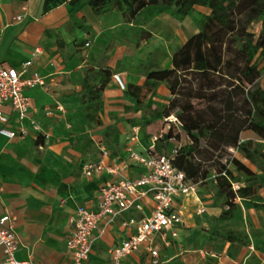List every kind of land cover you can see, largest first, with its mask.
Instances as JSON below:
<instances>
[{
    "label": "crops",
    "instance_id": "1",
    "mask_svg": "<svg viewBox=\"0 0 264 264\" xmlns=\"http://www.w3.org/2000/svg\"><path fill=\"white\" fill-rule=\"evenodd\" d=\"M44 5L45 0H0V62L20 67L39 48L28 75L37 72L46 81L44 86L25 89L32 108L29 116L22 121L11 106H3L9 117L8 126L15 130L23 127L27 133L12 139L0 134V216L9 214L13 218L22 242L17 252L19 259L31 256L40 264H72V257L66 250L70 216L79 205L97 209L100 187L106 180L139 176L143 172L142 167L130 164L124 168L121 165L128 156V147L131 145L141 152L146 150L153 145L154 135L162 128L159 120L151 121L152 135L145 144L142 124H138L139 141L131 142L130 134L126 145L118 147L120 134L115 133L112 140L105 134L107 128L116 127L114 123L108 125L107 122L111 121L108 116H103L101 122L92 128L87 125V115L80 109V93L87 71L108 66L113 73L121 72L128 79L130 77L129 72L120 69L125 59V48L108 46L112 38L111 30L125 24L121 10L96 14L88 0H66L47 11ZM165 9L164 5H150L143 16L158 23L161 19L181 23L166 11L161 12ZM204 12L209 10L205 8ZM18 14L23 19L14 21ZM197 31L198 28L194 33ZM88 38L101 46L93 45L87 56V51L83 50V46H78V42ZM145 80L146 71L143 82ZM113 83L110 82L104 92L102 114L109 105L115 113V97L128 89V84L126 90H122L115 81ZM134 88L137 87L134 85ZM32 121L39 125V130L34 128ZM82 134H88L91 139L85 151L76 148ZM158 143H161L160 139L155 143L156 152H164L158 150ZM101 146L107 148V155H103ZM101 159L110 166L120 165V173L111 174L104 170L91 177L84 175L83 165L86 162ZM201 197L205 212H194L196 203L192 204L189 210L193 214L187 215L186 226L180 229L179 236L170 237L168 246L159 240L160 257L157 264H170L171 259L161 262V258L177 244L182 246L180 238H188L192 228L199 226L206 231L211 230L208 212L211 210L216 215L218 212L210 205L212 200L203 193ZM143 203V212L130 210L125 217L140 218L143 214H149L152 200L144 198ZM127 235L128 232L118 223L111 224L107 219H102L93 231V249L84 264H109V248L120 243ZM177 256L180 257L171 264H189L186 255L178 253ZM3 260L4 254L0 249V263ZM124 264L153 262L152 257L141 249L125 258Z\"/></svg>",
    "mask_w": 264,
    "mask_h": 264
},
{
    "label": "trees",
    "instance_id": "2",
    "mask_svg": "<svg viewBox=\"0 0 264 264\" xmlns=\"http://www.w3.org/2000/svg\"><path fill=\"white\" fill-rule=\"evenodd\" d=\"M64 1L45 0V10ZM88 4L96 14L119 9L132 17L145 14L150 5H164L167 13L178 19L188 16L196 6L209 10L195 19L198 31L174 52L170 68L147 67L146 82L165 83L172 99L168 105L154 108L150 119L145 116L143 122L148 128L151 121L172 115L180 122L177 131L170 125L160 142L166 141L167 146L172 140L180 142L175 145L174 165L184 171L188 181L198 185L200 193L208 181L216 183V196L224 204L211 228L218 234L215 221L235 217L239 209L236 200L256 202L255 189L264 187V176L251 166L264 160V71L259 67L264 57V22L257 37L248 31L250 24L264 19V0H88ZM236 40L240 45L233 47ZM112 75L110 68L87 71L81 96L98 98ZM91 78L99 79L100 87L91 85ZM133 103L138 109L139 100L134 98ZM94 109L98 110V103ZM87 117L95 118L90 112ZM245 131L253 132L260 141L243 138ZM90 143L89 135L82 134L76 148L85 151ZM230 148L249 163L235 156L222 162ZM211 160L214 164L209 169L205 164ZM235 171L244 175L243 180ZM234 182L239 183L237 187ZM222 236L229 242L237 239L233 231H225Z\"/></svg>",
    "mask_w": 264,
    "mask_h": 264
},
{
    "label": "built area",
    "instance_id": "3",
    "mask_svg": "<svg viewBox=\"0 0 264 264\" xmlns=\"http://www.w3.org/2000/svg\"><path fill=\"white\" fill-rule=\"evenodd\" d=\"M22 19L21 14L14 17V21ZM89 44L86 42L85 46ZM39 50L37 48L33 57L22 63L20 67L7 66L0 62V134L10 139L18 135L23 136L27 131L23 127L15 130L8 126L9 117L4 112L3 106H11L17 113L18 119L22 121L29 116L32 108L25 89L46 84L44 77L37 72L28 75ZM112 77L120 89L126 90L127 83L123 73H113ZM32 124L35 129H40L35 121H32ZM139 133L140 126H134L130 141L138 142ZM163 134L164 130L161 129L154 135L153 145L142 152L131 145L128 147V156L123 159L121 165L124 168L130 164L142 167L143 172L139 176L106 180L100 187L98 208L79 205L76 212L70 216L66 250L72 257V264H84L90 258L94 243L93 231L102 219H107L111 224L118 223L128 232L125 239L109 248V264H124L125 258L141 249L152 257L153 264H157L160 257L159 240L168 246L171 242L170 237L179 236L180 229L186 226L187 215L193 214V211L189 210L192 204L196 203L194 212L198 214L205 212L206 208L198 185L188 181L184 171L174 165L178 147L175 146L168 153L156 152L155 143ZM230 150L235 151L233 148ZM101 151L103 155L108 154L105 146H101ZM120 169V165L110 166L102 159L89 161L83 165V173L88 177L102 173L104 170L111 174H119ZM144 198L152 200L149 214H143L140 218L125 217V213L130 210L143 212ZM21 245L11 215L0 216V249L4 254V260L0 264H40L31 256L27 259H19L17 252Z\"/></svg>",
    "mask_w": 264,
    "mask_h": 264
},
{
    "label": "rangeland",
    "instance_id": "4",
    "mask_svg": "<svg viewBox=\"0 0 264 264\" xmlns=\"http://www.w3.org/2000/svg\"><path fill=\"white\" fill-rule=\"evenodd\" d=\"M163 11H166V9L161 12ZM204 11L205 8L203 7H195L188 16L179 19L181 23H175L169 19H161L158 23L144 17L143 14L132 17L128 12L121 11L125 24L111 30L112 38L108 46L125 48V59L120 69L130 73L129 79L126 74H123L128 89L115 97L117 105L115 113L111 111L112 108L109 105L106 111L103 110L104 113L102 114L104 92L110 82L114 84L112 76L108 79L105 88L99 91L98 98L90 99L88 95L81 96L80 109L84 111V114L87 115L90 112L95 117L94 120L87 117V125L93 128L101 122L102 118L108 116L111 120L107 122L108 125L114 123L116 127L115 129L109 127L105 131L111 140L115 133H119L121 138L117 142L118 147H123L128 141V136L133 132V127L142 124L141 129L145 134V144H148V137L152 135V130L150 126L148 128L144 126L143 118L146 116L147 119H150L154 108L168 105L172 99V94L163 82L148 83L146 80L143 82L146 68H170L174 52L197 30L195 19H199ZM263 22L264 19L253 22L248 26V31L254 33L257 37L262 30ZM89 39L78 42V46H83V50L87 51L86 54L92 50L93 45L95 47L101 46L98 42ZM85 41L90 44L85 46ZM232 42L233 47L240 45L238 40ZM259 67L264 71V57L259 60ZM105 68L110 67L106 66ZM100 69L93 70L98 72ZM261 82L263 84L262 79ZM140 83L143 84L140 85ZM90 84H96L98 87L101 85L100 80L97 78H91ZM134 85L137 88L133 89ZM133 98L139 100L138 109L134 106ZM95 103H98V110L94 109ZM88 105L91 106L88 107ZM86 107H88V110ZM159 123L164 133L168 131L170 125L176 131L180 126L179 121H176V117L173 115L166 119H159ZM243 138H253L260 141L258 136L251 131H245ZM183 141H185V136ZM173 144L179 145L180 142L172 140L171 146H167L166 141L163 140L157 144V148L168 153ZM233 156L249 163L240 152L237 150L233 152L229 149L225 152L221 161L225 163L227 159ZM213 164V160L208 161L205 167L209 166L210 169V165ZM229 165L235 170L232 163ZM251 166L259 175L264 176V160L258 166ZM211 172L215 173L212 169ZM235 175L243 180L244 175L242 173L235 171ZM238 184V182H234V187H237ZM202 193L212 200L210 205L215 207L218 212V215L213 214L211 210L208 212L212 228L214 217L221 214L224 204L222 199L216 196L215 182L208 181ZM255 198L256 202L242 201L238 198L236 202L239 203V209L235 217L215 221V229L219 232L218 234L212 230L206 231L199 226L192 228L188 238L184 240L183 237L180 238V241H183L182 246L177 244L175 248L169 249L167 254L161 258V262L171 259L169 263H175L180 257H176V255L182 253V255H186V261L189 264H264V187L255 189ZM225 231H233L236 233L237 239L233 242L227 241L222 236Z\"/></svg>",
    "mask_w": 264,
    "mask_h": 264
}]
</instances>
